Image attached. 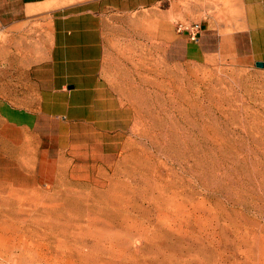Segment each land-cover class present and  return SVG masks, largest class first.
<instances>
[{"label": "rangeland", "instance_id": "374dc122", "mask_svg": "<svg viewBox=\"0 0 264 264\" xmlns=\"http://www.w3.org/2000/svg\"><path fill=\"white\" fill-rule=\"evenodd\" d=\"M153 16L118 26L101 134L43 169L0 113V264H264V67L173 60ZM40 41L0 40L3 110L36 107Z\"/></svg>", "mask_w": 264, "mask_h": 264}, {"label": "crops", "instance_id": "0c3cea01", "mask_svg": "<svg viewBox=\"0 0 264 264\" xmlns=\"http://www.w3.org/2000/svg\"><path fill=\"white\" fill-rule=\"evenodd\" d=\"M134 14L142 21L155 15L163 41L167 16L200 26L196 41L188 31L170 38L164 55L173 60L230 56L245 67L264 64V0H0V40L29 30L42 43L34 63L39 100L29 102L36 107L5 111L11 103L0 100L3 120L37 140V166L47 167L52 153L58 161L63 146L72 152L81 139L101 134L94 124L102 121L104 88L111 87L109 58L120 55L118 26L132 25Z\"/></svg>", "mask_w": 264, "mask_h": 264}, {"label": "built area", "instance_id": "2783aa9c", "mask_svg": "<svg viewBox=\"0 0 264 264\" xmlns=\"http://www.w3.org/2000/svg\"><path fill=\"white\" fill-rule=\"evenodd\" d=\"M177 31L178 32L188 31L189 37L192 40L196 41L198 40L200 26L198 24H192V25L178 24Z\"/></svg>", "mask_w": 264, "mask_h": 264}, {"label": "water", "instance_id": "95a60500", "mask_svg": "<svg viewBox=\"0 0 264 264\" xmlns=\"http://www.w3.org/2000/svg\"><path fill=\"white\" fill-rule=\"evenodd\" d=\"M256 65H257L258 67H263V66H264L263 62H257Z\"/></svg>", "mask_w": 264, "mask_h": 264}]
</instances>
